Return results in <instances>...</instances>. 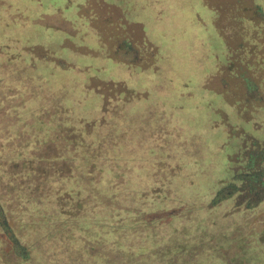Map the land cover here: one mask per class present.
Returning <instances> with one entry per match:
<instances>
[{
	"label": "rangeland",
	"instance_id": "obj_1",
	"mask_svg": "<svg viewBox=\"0 0 264 264\" xmlns=\"http://www.w3.org/2000/svg\"><path fill=\"white\" fill-rule=\"evenodd\" d=\"M0 96V264H264V0H0ZM69 170L137 217L38 205Z\"/></svg>",
	"mask_w": 264,
	"mask_h": 264
},
{
	"label": "trees",
	"instance_id": "obj_2",
	"mask_svg": "<svg viewBox=\"0 0 264 264\" xmlns=\"http://www.w3.org/2000/svg\"><path fill=\"white\" fill-rule=\"evenodd\" d=\"M10 96L13 97V95H10ZM0 100H1V96H0ZM8 106H9V108L7 111L10 114H12V116H14L16 118L13 121L11 120V122L19 123L20 120H24V115L27 116V114H28V116H30V113H27V114L20 113L18 106L14 105L13 103L12 104L9 103ZM45 127L49 128L48 125H45ZM3 132H5V128L3 129V131L0 130V140H3L4 142L11 143V146L9 149L14 150V146H16V145L13 146V144H14L13 143V137L14 136L16 137L18 135L17 132H15L16 134H14V136H12L10 134L7 135L6 132L3 134ZM8 132H9V130H8ZM11 133H14V131H12ZM1 134H3V135H1ZM0 145H1V141H0ZM4 151H7V150L4 149ZM6 154H9V153L7 152ZM237 164H239V163H237ZM258 168H259L258 166H254L253 164L245 165V167L242 171L239 170L236 174L232 173V180L238 182L237 185L232 184L233 185V191L236 194H243V197H245V199L250 200L257 193V191H255L256 186H258L260 184L261 187H260L259 191L264 190V181H260V176H261L260 173H262L263 171H260ZM257 172H258V174H257ZM72 173H73V171L69 170V173H66L65 176H62V177L58 176L59 179L57 182L60 183L61 185H59V187H54L55 189L53 188L55 191L58 192L56 195H54V196H48L47 195L46 196L43 193H41L39 202H38V200H36L34 202L30 201L27 203L26 202L22 203L23 206L26 207L25 212H31V211L35 212L33 210L34 209L33 203H36V202H38V205L47 204V205L51 206L52 204H56L58 206V208H60L61 210H63V209L67 210L68 207L69 208L71 207V206H69L71 202H74L75 200H80L81 205L83 202H86V204L83 206V210L85 212H88L90 215H97L96 216L97 218L95 219L96 220L95 223L105 224L106 226L109 227V229L110 228L115 229V224L113 225V223H112L113 216H115V217L117 216L118 218L120 216L121 220L123 221V222L120 221V225H121L120 228L118 226H116V227H118V230L123 229V226H126L128 224V222H127L128 220H126L127 218H130V217L136 218L137 217L135 212L130 211L128 209H124L123 207L117 208V206L113 205V202L116 201V202H120L119 204L122 206L121 203H123V201H121L119 199V197L122 196L123 193H125V195L127 197H129L130 201H131L130 202V201L126 200L125 202H130L131 204H133L135 201H134L132 195H130V194L127 195V191L122 192V194H119L118 192H115L114 189L110 188L111 190L108 189L109 190L108 191L107 188L104 187V185L101 183V181L103 180V181L107 182L106 179L108 178L109 172L107 173L106 178H103V177L99 178L101 181H98L96 183L93 182L91 184V186H88L83 181V174L85 173L83 170L79 171V173H75V175H72ZM90 174L93 175L94 171ZM45 180H48V179L45 178ZM25 190H26V188H25ZM45 192H46V190H45ZM111 192H113V193H111ZM16 195L18 196V197L16 196L17 200H19V199L29 200L27 198L26 192L23 193L20 191L19 193H16ZM58 196L60 198L59 200L63 202V204H61V205L56 201V198ZM13 200L14 199H12L11 201H8V202L12 203ZM3 201H5V200H3ZM251 202H253V201H251ZM251 202H249V203H251ZM246 203H247V201H246ZM38 205L36 207H38ZM76 205H80V203H78ZM53 208H55V207H53ZM58 208H56V209H58ZM72 210L73 209H71V211ZM64 213L65 214L58 213L57 215L53 216V218L55 220L51 219V217H49V219L57 221V222L62 221L63 223H65L64 225H67V226H70L72 224V221H74V220L76 221V224H79V225L81 224L82 221L83 222L86 221V219H85L86 217H83L81 215H77V214L73 213V211H72V215L68 214L67 212H64ZM124 214H127V215H125V217L122 218L121 215L124 216ZM58 215H63V217H60ZM68 215H71L73 217H69ZM58 219H59V221H58ZM181 219L182 218H180V220ZM0 229L4 234H6L5 231H8L10 229L2 203H0ZM57 229H59V228H57ZM217 234L211 233L210 236L215 237V236H218ZM7 237H8V240L11 242V245H12L11 247L13 249H15L17 253L20 252V254H21L23 247H22L21 243H19L18 237H16L14 234H11V235L9 234V235H7ZM219 237H225V236L219 234ZM97 242L99 244V245H97L98 247H100V245L105 244V240L103 238L99 239V241H97ZM98 253H100V252H98ZM98 257L102 259L103 254L99 255Z\"/></svg>",
	"mask_w": 264,
	"mask_h": 264
}]
</instances>
